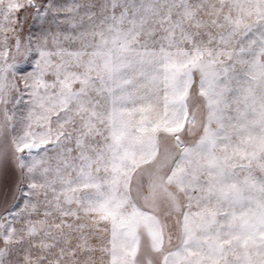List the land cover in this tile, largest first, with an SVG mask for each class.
<instances>
[{"label": "snow or ice", "instance_id": "snow-or-ice-1", "mask_svg": "<svg viewBox=\"0 0 264 264\" xmlns=\"http://www.w3.org/2000/svg\"><path fill=\"white\" fill-rule=\"evenodd\" d=\"M0 264H264V0H0Z\"/></svg>", "mask_w": 264, "mask_h": 264}]
</instances>
